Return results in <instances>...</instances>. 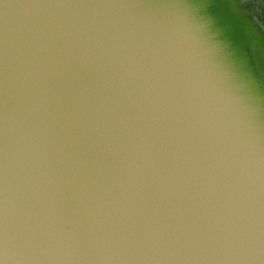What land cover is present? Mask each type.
I'll list each match as a JSON object with an SVG mask.
<instances>
[{
    "label": "water",
    "instance_id": "obj_1",
    "mask_svg": "<svg viewBox=\"0 0 264 264\" xmlns=\"http://www.w3.org/2000/svg\"><path fill=\"white\" fill-rule=\"evenodd\" d=\"M0 264H264V0H0Z\"/></svg>",
    "mask_w": 264,
    "mask_h": 264
}]
</instances>
